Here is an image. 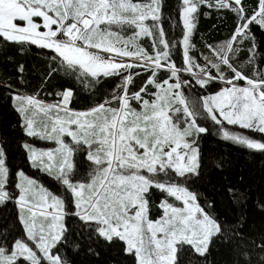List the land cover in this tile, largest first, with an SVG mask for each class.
Masks as SVG:
<instances>
[{
	"label": "rangeland",
	"instance_id": "rangeland-1",
	"mask_svg": "<svg viewBox=\"0 0 264 264\" xmlns=\"http://www.w3.org/2000/svg\"><path fill=\"white\" fill-rule=\"evenodd\" d=\"M199 3L182 0L181 74L204 86L219 80L190 56L191 27ZM232 3L241 12V0ZM216 5L228 7L230 2ZM158 17V0H0V37L5 40L52 51L64 66L78 68L92 79L133 68L153 72L151 89L88 111L69 110V92L52 104L12 95L25 134L47 144L24 145L31 165L58 179L72 196L75 214L95 223L101 237L121 240L136 264H174L182 244L204 254L218 233L217 224L192 193L160 183L156 177L168 170L179 175L196 173V140L203 132L181 95L179 72L167 59ZM254 20L264 29L263 13L258 11ZM159 70L168 72L164 81H159ZM235 77L242 82L224 81L220 75L224 88L203 98L204 110L219 124L264 134V80ZM225 137L247 148H259L238 133ZM78 144L85 147L93 172L86 182L70 180L73 148ZM7 179L0 149V203L7 199ZM16 187L25 239L16 241L10 251L0 248V264L18 258L64 264L50 253L64 230L62 197L21 171ZM154 192L164 194L155 205L158 213L150 205L155 202Z\"/></svg>",
	"mask_w": 264,
	"mask_h": 264
},
{
	"label": "trees",
	"instance_id": "trees-1",
	"mask_svg": "<svg viewBox=\"0 0 264 264\" xmlns=\"http://www.w3.org/2000/svg\"><path fill=\"white\" fill-rule=\"evenodd\" d=\"M220 1L230 5L217 6ZM158 2V23L167 45V59L179 72L181 95L203 132L196 140V173L179 175L168 170L156 177L160 183L176 185L192 193L201 210L218 226V233L204 254L182 244L178 246L174 264H264V134L219 124L209 117L202 104L204 97L224 88L219 82L220 75L224 81L239 83L242 81L235 74L249 81L264 80L261 78L264 29L254 20L258 11L264 14V0H241V12L234 9L232 0H199L190 56L198 65L208 67L211 77L219 80L204 86L181 74L184 69L182 0ZM158 73L159 81L168 78V72L159 70ZM152 76V71L133 68L127 73L92 79L78 68L64 66L52 51L0 37V149L8 174L7 199L0 203V248L10 251L16 241L25 239L16 204V175L21 171L63 199L64 230L50 250L52 256L64 264H136L134 255L126 252L121 240L101 237L95 223L83 221L75 214L72 196L58 179L31 165L24 145L47 144L25 134L12 95L52 104L60 102V94L69 92L67 108L74 112L88 111L151 89ZM126 80H129L127 84ZM229 132L244 136L259 148L232 142L225 137ZM72 160L74 169L70 180L86 182L93 172L82 144L74 146ZM152 195L155 202L150 205L155 207L164 194ZM11 264L49 263L18 258Z\"/></svg>",
	"mask_w": 264,
	"mask_h": 264
},
{
	"label": "crops",
	"instance_id": "crops-1",
	"mask_svg": "<svg viewBox=\"0 0 264 264\" xmlns=\"http://www.w3.org/2000/svg\"><path fill=\"white\" fill-rule=\"evenodd\" d=\"M194 27H195V22L192 23V27H191L192 32L194 31Z\"/></svg>",
	"mask_w": 264,
	"mask_h": 264
},
{
	"label": "bare ground",
	"instance_id": "bare-ground-1",
	"mask_svg": "<svg viewBox=\"0 0 264 264\" xmlns=\"http://www.w3.org/2000/svg\"><path fill=\"white\" fill-rule=\"evenodd\" d=\"M72 30V29H71Z\"/></svg>",
	"mask_w": 264,
	"mask_h": 264
}]
</instances>
